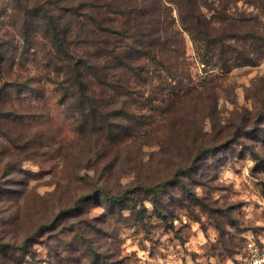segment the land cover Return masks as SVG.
Returning a JSON list of instances; mask_svg holds the SVG:
<instances>
[{"label":"rangeland","instance_id":"374dc122","mask_svg":"<svg viewBox=\"0 0 264 264\" xmlns=\"http://www.w3.org/2000/svg\"><path fill=\"white\" fill-rule=\"evenodd\" d=\"M35 1L0 0V264H238L264 248V58L205 64L173 10L180 75L118 100L132 115L113 139L60 101L66 60ZM65 4L49 5L62 22Z\"/></svg>","mask_w":264,"mask_h":264},{"label":"trees","instance_id":"16d2710c","mask_svg":"<svg viewBox=\"0 0 264 264\" xmlns=\"http://www.w3.org/2000/svg\"><path fill=\"white\" fill-rule=\"evenodd\" d=\"M65 1L64 22L50 9L52 0H37L31 10H41L37 16L51 46L66 60L58 84L60 101L81 130L105 137L120 139L121 131L128 135L130 126L113 120L120 113L126 119L132 115L126 108H114L118 100L146 99L148 81L179 77L181 29L205 64L230 70L264 58V0ZM173 10L181 29L174 25ZM172 87L163 93L175 95ZM104 195L115 201L126 198L125 193Z\"/></svg>","mask_w":264,"mask_h":264},{"label":"built area","instance_id":"2783aa9c","mask_svg":"<svg viewBox=\"0 0 264 264\" xmlns=\"http://www.w3.org/2000/svg\"><path fill=\"white\" fill-rule=\"evenodd\" d=\"M238 264H264V248L250 244L247 257Z\"/></svg>","mask_w":264,"mask_h":264}]
</instances>
